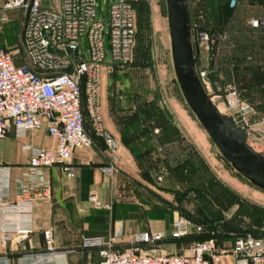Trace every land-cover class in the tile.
I'll return each mask as SVG.
<instances>
[{
    "label": "built area",
    "instance_id": "1",
    "mask_svg": "<svg viewBox=\"0 0 264 264\" xmlns=\"http://www.w3.org/2000/svg\"><path fill=\"white\" fill-rule=\"evenodd\" d=\"M46 2L48 6H44ZM230 4L234 5L235 0ZM97 6V0H0L1 23L9 22V13L13 11L25 14L19 51V57L25 62L16 64L14 54L0 47V140L13 127L21 137L32 130L46 129L50 139L44 147L24 146L30 154L28 166L15 178H12L10 167L0 160V235L3 245L13 239V235H17L14 240L20 242L29 238L31 229L20 226L21 218L25 216L30 220L34 201L52 196V184L45 171L60 166L65 174L73 176L70 160L75 150L94 145L86 127V115L93 133L103 140L112 159L103 170L109 176L114 174L120 142L104 122L101 110L103 79L106 72H115L129 63L137 23L132 0H111L107 24L98 20ZM249 23L264 28V16L253 18ZM220 37L218 31L199 32V41L204 43L205 49L209 42L218 49ZM51 47L65 54L54 52ZM198 76L205 90L210 91L207 70L200 71ZM247 92L248 89L240 90L232 84L227 95L228 106L238 108L245 118L253 112V105L242 97ZM12 183L19 189L13 202L8 199ZM96 204L100 205L99 202ZM204 229L203 224L186 217H179L174 222L176 236L203 232ZM211 233L215 234L214 231ZM43 235L47 250L53 252L52 230H44ZM156 238L149 233L142 235L145 241ZM81 245L99 251L101 260L98 264H227L226 258L230 255L237 259L236 264H264V236L257 237L252 233L237 235L230 250L219 249L214 238L196 240L188 254L149 255L138 247L120 249L114 236L106 240L99 236L84 237Z\"/></svg>",
    "mask_w": 264,
    "mask_h": 264
},
{
    "label": "crops",
    "instance_id": "2",
    "mask_svg": "<svg viewBox=\"0 0 264 264\" xmlns=\"http://www.w3.org/2000/svg\"><path fill=\"white\" fill-rule=\"evenodd\" d=\"M11 13L13 20L19 11ZM261 35L264 38V28H261ZM251 52L245 59L249 67L245 85L251 86L249 100L256 110L242 123L237 122L246 127L249 138L254 133L264 140V79L262 73L260 81L253 79L252 67L258 59ZM110 109L103 88L101 110L104 122L120 142L114 174L109 176L103 170L112 159L103 140L93 133L87 120L86 127L94 145L75 150L70 160L73 176L65 174L60 166L45 171L52 184V196L34 201L30 220L25 216L21 218L20 226L31 229L27 240H14L17 235H13V239L3 245L0 235V264H98L101 260L99 251L81 245L84 237L93 236L105 240L114 236L120 249L138 247L149 255L188 254L196 240L210 238L215 239L219 249L230 250L239 234L264 236V198L253 196L245 187L221 179L223 187L218 197L208 196L209 192L202 190L197 195L183 191L177 194L176 189L183 187L184 181L191 190L203 184L200 165L213 171L212 162L197 143L199 140L189 139L184 132L178 133L176 140L159 137L161 142L167 143L161 147L164 151L160 155L170 170L162 184L150 168L146 170L140 165V154L130 150L132 139L118 130ZM49 142L46 129L32 130L21 137L13 127L0 140V160L10 167L12 178H15L28 166L30 154L24 146L44 147ZM155 151L156 147L148 148L144 156L150 158ZM18 190L12 183L9 201L16 200ZM231 205L233 212L227 214ZM179 217L203 224L204 231L176 236L174 222ZM46 229L53 232V252L46 248L43 235ZM145 233L157 238L145 241L142 239ZM226 262L236 264L237 259L230 255Z\"/></svg>",
    "mask_w": 264,
    "mask_h": 264
},
{
    "label": "rangeland",
    "instance_id": "3",
    "mask_svg": "<svg viewBox=\"0 0 264 264\" xmlns=\"http://www.w3.org/2000/svg\"><path fill=\"white\" fill-rule=\"evenodd\" d=\"M132 1L137 36L131 59L127 65L119 67L117 71L105 73L103 88L118 130H121L123 136L132 139L130 150L134 154H140V165L146 170L150 168L153 175L159 177V181L164 184L167 176L170 175V170L161 160L160 154L164 151L161 147L167 144L161 142L163 140L161 137L176 140L178 133L184 132L189 139L199 140L197 143L212 162L213 171L209 172L206 165H200L199 170L202 169L204 174L203 184L191 190L192 188H188L187 182L184 181L185 185L176 189L177 194L183 191L187 194L194 192L197 195L202 190L209 192L208 196L218 197L223 187L221 179H225L245 187L253 196L260 195L264 198V191L239 175L220 156L218 149L183 97L173 66L166 0ZM263 1L235 0V4L231 5V0H189L192 35L198 40L201 49L197 72L207 70L208 65V49H205L204 43L199 41V32L218 31L221 37L219 48L215 49L214 66L225 80V88L224 94L215 95L213 101L222 113L233 115L235 119L241 118L236 120L241 123L246 119L243 114L238 108L228 106V87L235 84L240 90L244 89L247 79L245 74L249 70L245 57L249 56L250 50L258 59L252 67L253 79L260 72L259 62L264 60V38L261 32L250 28L249 21L264 16ZM97 3V18L107 24L111 0H97ZM48 5V2L44 4V6ZM12 14L9 13L11 18L9 22H0V47L9 49L14 54L15 63L22 64L25 60L19 57V51L25 14L19 11L13 20ZM105 39L109 50L108 27H106ZM84 43L88 53L86 38ZM208 92L213 93L212 86ZM249 95L247 92L242 94V97L252 104ZM255 110L253 105V112ZM249 143L264 153V140L260 139V135L254 136L253 133ZM151 147H156L154 155L150 158L145 157L147 149ZM233 207L231 205L226 213L233 212Z\"/></svg>",
    "mask_w": 264,
    "mask_h": 264
},
{
    "label": "water",
    "instance_id": "4",
    "mask_svg": "<svg viewBox=\"0 0 264 264\" xmlns=\"http://www.w3.org/2000/svg\"><path fill=\"white\" fill-rule=\"evenodd\" d=\"M173 66L183 97L220 152L221 156L246 180L264 191V153L249 143V132L233 115L220 111L215 95L224 94L225 80L215 69L216 45L208 43L207 79L213 93H208L197 72L200 45L193 38L189 0H166ZM52 51L65 54L54 47ZM71 54L75 51L68 50Z\"/></svg>",
    "mask_w": 264,
    "mask_h": 264
},
{
    "label": "trees",
    "instance_id": "5",
    "mask_svg": "<svg viewBox=\"0 0 264 264\" xmlns=\"http://www.w3.org/2000/svg\"><path fill=\"white\" fill-rule=\"evenodd\" d=\"M250 28L251 29H253V30H255V31H259V32H261V28L262 27H253L252 25H250ZM255 57V56H254ZM245 59H247V55H246V57H245ZM256 63V62H255ZM260 64H259V66H260V72H259V74L255 77V79L256 80H258V81H260L261 80V73L263 74V79H264V71H263V65H264V62H263V60L261 61L260 60V62H259ZM253 66H254V64H253ZM227 81V80H226ZM250 85H245V87L244 88H246V89H248V92H249V90H250ZM250 94V93H249ZM85 115H86V113H85ZM86 117V119L88 120V116L86 115L85 116ZM220 153V152H219ZM220 156H221V154H220ZM222 157V156H221ZM223 158V157H222ZM224 159V158H223ZM225 160V159H224ZM226 161V160H225ZM227 162V161H226ZM228 163V162H227ZM240 175V174H239ZM261 190V189H260ZM263 191V190H262ZM253 234V233H252ZM254 236H257V237H259V235H256V234H253Z\"/></svg>",
    "mask_w": 264,
    "mask_h": 264
}]
</instances>
